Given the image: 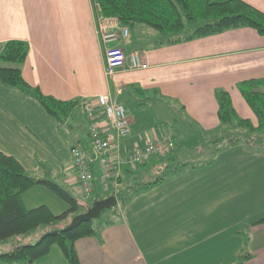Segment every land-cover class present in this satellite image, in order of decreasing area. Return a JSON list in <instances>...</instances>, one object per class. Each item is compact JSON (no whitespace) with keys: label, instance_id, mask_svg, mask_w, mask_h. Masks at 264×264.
<instances>
[{"label":"crops","instance_id":"obj_1","mask_svg":"<svg viewBox=\"0 0 264 264\" xmlns=\"http://www.w3.org/2000/svg\"><path fill=\"white\" fill-rule=\"evenodd\" d=\"M243 1L264 13L254 3ZM104 20L108 31L121 33L124 26L114 18H104L94 0H0V53L7 42L26 43L25 81L46 96L78 101L76 110L82 116L77 125H86L89 136L91 122L81 104L97 105V97L108 95L112 102L125 106L131 130L137 132L142 126L122 140L124 153L146 139H173L175 151L170 158H156L167 162H155V170L174 159L176 124L187 131L195 126L198 131L193 133L202 135L222 129L220 92L230 94L239 118L258 125L242 95L245 82L264 80V35L256 29L242 27L168 43L155 30L139 25L129 28V39L106 44L100 34ZM110 47H119L126 55L138 53L146 69L123 68L108 76L105 51ZM149 108L160 111L158 122L148 124ZM138 110L144 116L142 123L133 115ZM180 112L184 115L179 116ZM96 120L116 141L100 108ZM69 124L67 120L63 125L68 128ZM63 125L34 98L0 80V152L14 157L30 176L79 194L71 150L80 144L91 153L90 140L67 138ZM187 131L180 132L183 136ZM123 172L121 189L128 177L127 170ZM100 175L96 170V193L89 201H101L100 196L106 194ZM40 189L34 187L23 195L26 208L47 206L58 215L51 205L38 203L37 195L44 193ZM52 203L64 209L63 203ZM262 218L264 147L239 146L226 150L211 166L169 177L124 207L118 202L117 209L99 223L108 221L109 225L95 236L78 240L75 249L80 264H237L247 239L245 249L252 259L246 264H264V224L254 225ZM34 264L68 262L54 246Z\"/></svg>","mask_w":264,"mask_h":264},{"label":"trees","instance_id":"obj_2","mask_svg":"<svg viewBox=\"0 0 264 264\" xmlns=\"http://www.w3.org/2000/svg\"><path fill=\"white\" fill-rule=\"evenodd\" d=\"M99 13L104 18H114L124 27L147 26L162 36L167 42L192 40L219 34L226 30L252 27L264 35V13L243 0H94ZM188 35H182L184 31ZM28 56V46L22 41H10L4 44L0 53V80L3 85L16 88L34 98L44 108L48 116L59 125L65 124L77 109L79 102L60 101L44 95L39 89L31 87L23 77V66ZM242 95L255 116L258 125L250 120L239 119L236 115L231 96L228 92L218 93V118L222 127L245 130V135L238 138L226 136L228 149L253 144L254 148L264 147V80L245 82ZM260 134L262 136H254ZM241 139V140H240ZM172 155V154H171ZM169 156V158L171 157ZM156 159V158H155ZM215 159L205 165L180 163L167 164L158 168L159 176L151 183L129 185L128 191L119 189L117 198L121 207L126 206L141 192L162 184L169 177L188 169L211 166ZM127 174H133L127 170ZM122 184V182H121ZM43 187L67 206L62 214H54L47 206L35 209L26 208L23 195L34 187ZM125 188V187H124ZM110 196V197H111ZM109 198V197H108ZM105 200V199H104ZM104 200L94 201V206ZM84 205L58 184L30 176L22 165L11 156L0 152V243L16 236H26L42 226H56L44 233L42 239L34 245H24L15 251L0 255V264H34L47 256L54 246L64 253L68 264H80L75 244L82 238L95 236L110 222L102 226L94 221L81 224L76 229L64 231L62 223L71 215H80ZM85 210L81 214L86 213ZM106 212V211H104ZM103 212V213H104ZM264 224V218L254 225ZM57 232L55 235L52 233ZM239 255L237 264H246L252 259L245 247ZM246 254L245 256H241Z\"/></svg>","mask_w":264,"mask_h":264},{"label":"built area","instance_id":"obj_3","mask_svg":"<svg viewBox=\"0 0 264 264\" xmlns=\"http://www.w3.org/2000/svg\"><path fill=\"white\" fill-rule=\"evenodd\" d=\"M108 28L109 23L106 20L101 21L100 34L106 44L117 42L120 38L129 39L131 36L128 27H122L121 33L110 32ZM105 55L108 76L115 75L123 68H128L133 72L146 69L138 53L126 55L121 48L110 47L106 49ZM96 102L97 105L91 101H84L81 104L83 114L91 122V153H88L80 144H75L71 150L78 191L84 201H89L95 196L96 170L101 173L102 192L117 195L120 189V179L124 175L123 171H136L140 166L148 164L155 158L169 157L176 149L173 139L154 137L135 143L124 153L122 140L129 138L132 132L125 106L112 102L108 95L97 97ZM97 108L103 110L107 122L116 134V141L101 130L96 120Z\"/></svg>","mask_w":264,"mask_h":264},{"label":"rangeland","instance_id":"obj_4","mask_svg":"<svg viewBox=\"0 0 264 264\" xmlns=\"http://www.w3.org/2000/svg\"><path fill=\"white\" fill-rule=\"evenodd\" d=\"M250 3H254L257 7L262 9L264 11V0H248ZM189 31H184L182 35L186 36L188 35ZM139 109V108H138ZM138 113L139 110L137 111ZM137 112H133L134 117L138 121H141V119L144 117L141 115H137ZM148 116L145 117L146 120H148V124L156 123L159 121V119L156 117L160 115V111L155 109H148ZM183 113L180 112L179 116H181ZM184 115V114H183ZM79 116H82L79 111L73 112L72 116L68 119L69 121V127L66 128L65 125L62 126V129L64 130L63 132L68 136L67 138H71L73 141L82 140L85 143H88L90 140V136L88 135L87 132V126L83 125L79 127L77 125V120H81ZM163 116V114H162ZM185 117V116H184ZM238 117V116H237ZM163 118V117H162ZM186 118V117H185ZM239 118V117H238ZM187 119V118H186ZM241 119V118H239ZM84 122V119H82ZM188 120V119H187ZM186 120V121H187ZM184 121V122H186ZM189 122V120H188ZM142 123V121H141ZM178 126L173 128V134L175 136V140L177 142V151L174 154V159L170 162L169 164L177 165L180 163H190V164H197V165H205L211 163L214 159L217 160V158L224 154L228 148V141L229 139H226L224 137L229 136L231 138H238L242 137V135H245V130H234L231 127H222V129L215 134H209V135H202V134H194V131H198V129L195 126H189L190 130H183V126L176 124ZM142 128V126L139 125V130ZM175 130V131H174ZM133 131V130H132ZM137 131V132H138ZM187 131L185 135L182 136L181 132ZM192 131V132H191ZM133 131V136L137 133ZM264 135V133H262ZM260 134L254 135V136H262ZM131 136V135H130ZM224 138V139H223ZM241 140V139H240ZM191 141V142H190ZM190 142V143H189ZM253 147V144L250 145ZM167 162V160L163 159H153L150 161L148 164L140 166L137 171H135L133 174L128 175L127 180H126V185L124 186V192L128 191L129 185H134V184H145V183H151L154 180L157 179L159 176L158 172L156 170L159 169H154L153 165L155 166V162ZM167 164V163H166ZM146 168H149L148 170ZM122 179H120V185H121ZM129 184V185H128ZM61 186V184H60ZM43 188V187H41ZM63 188V187H62ZM43 190L44 193H39L37 197L40 199L38 203H45L47 205H51V208L53 211L56 213L62 214L66 211L67 206L63 204L64 209L59 210L58 207H55L52 203V200L56 201L58 204L61 201L55 197L52 193H50L47 189L43 188L40 189ZM68 192L76 198L78 201H80L84 205V209H80L79 213L81 214L83 211L90 209L91 207L94 206V200L92 201H84L79 194L74 192L73 190H69ZM44 194L47 196H44ZM111 196V192H108L106 194H102L100 197L102 200L106 199L107 197ZM36 198V200L38 199ZM114 209H117L114 208ZM106 210V212L102 213L101 217L97 220H94V224L98 225L99 223L103 222L105 218L114 210ZM79 215V214H78ZM77 216V215H76ZM75 215H71V217L66 220L64 223H62V226L60 229L66 227L65 225H70L73 218L76 217ZM52 228H56V226H42L38 228L37 230L31 232L29 235L26 236H16L11 239H8L4 242L0 243V255L10 253L12 251H15L17 248L22 247L24 245H34L37 243V241H40L44 235V233H47L48 231L50 232ZM247 253V252H245ZM246 254H242L241 256H245ZM239 260V256L237 257V261Z\"/></svg>","mask_w":264,"mask_h":264},{"label":"water","instance_id":"obj_5","mask_svg":"<svg viewBox=\"0 0 264 264\" xmlns=\"http://www.w3.org/2000/svg\"><path fill=\"white\" fill-rule=\"evenodd\" d=\"M118 206V200L116 197L111 196L105 199L98 205H95L88 209L86 213L80 214L73 218L71 224L64 231H71L76 229L83 223L91 222L97 220L101 217L102 213L106 210L114 209ZM57 232L52 233L55 235Z\"/></svg>","mask_w":264,"mask_h":264}]
</instances>
